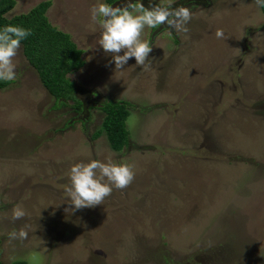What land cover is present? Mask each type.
I'll list each match as a JSON object with an SVG mask.
<instances>
[{
    "label": "rangeland",
    "instance_id": "1",
    "mask_svg": "<svg viewBox=\"0 0 264 264\" xmlns=\"http://www.w3.org/2000/svg\"><path fill=\"white\" fill-rule=\"evenodd\" d=\"M15 1L9 19L51 2L50 23L71 35L86 66L69 77L79 112L73 102L55 106L22 46L14 84L0 92V262L264 264L261 8L253 0H142L189 8V32L146 28L151 70L132 58L115 72L90 20L105 0ZM218 28L227 40L216 38ZM107 101L130 104L121 153L105 135L94 138ZM91 160L129 164L135 179L102 205L68 213L70 168ZM17 206L26 216L12 222ZM25 224L29 238L9 243Z\"/></svg>",
    "mask_w": 264,
    "mask_h": 264
},
{
    "label": "clouds",
    "instance_id": "2",
    "mask_svg": "<svg viewBox=\"0 0 264 264\" xmlns=\"http://www.w3.org/2000/svg\"><path fill=\"white\" fill-rule=\"evenodd\" d=\"M253 3L258 8H264V0H253ZM192 16L191 10L184 6H160L151 2L145 6L142 0H124L116 6L99 3L90 8V20L93 23L99 22L101 28L99 47L111 57L109 64L115 65V72H123L132 58L143 71H150V54L153 47L141 38L144 30L166 26L170 32L187 34ZM30 35V29L19 26L7 25L0 29V82L16 79L15 58L21 42ZM215 36L217 39L227 40L223 29L218 28ZM134 179L133 167L126 163L100 160L75 163L70 168L69 184L65 187L68 199L64 204L69 205L65 211L73 214L78 210L102 205L114 189L122 191L129 187ZM25 216L26 212L21 207L12 209V222ZM29 231L28 224L13 230L8 234V242L27 240Z\"/></svg>",
    "mask_w": 264,
    "mask_h": 264
},
{
    "label": "trees",
    "instance_id": "3",
    "mask_svg": "<svg viewBox=\"0 0 264 264\" xmlns=\"http://www.w3.org/2000/svg\"><path fill=\"white\" fill-rule=\"evenodd\" d=\"M105 1L113 6L121 0ZM16 4L15 0H0V29L13 25L31 30V35L21 42L26 60L36 70L43 86L54 98L55 106L67 107L69 102H73L75 110L79 112L82 103L74 95V83L69 77L86 66L84 51L78 48L71 35L59 31L50 23L47 13L51 2H43L29 13L9 19L7 15L15 9ZM261 11L264 14V8H261ZM13 84L14 81L0 82V92ZM101 111L105 116L94 138L105 135L114 152H123L130 145L127 124L131 115L130 104L107 101ZM12 264L27 262L17 261Z\"/></svg>",
    "mask_w": 264,
    "mask_h": 264
}]
</instances>
